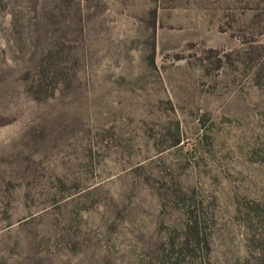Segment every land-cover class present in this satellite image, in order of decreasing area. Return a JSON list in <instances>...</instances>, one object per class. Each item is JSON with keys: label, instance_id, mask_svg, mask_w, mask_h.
Wrapping results in <instances>:
<instances>
[{"label": "rangeland", "instance_id": "374dc122", "mask_svg": "<svg viewBox=\"0 0 264 264\" xmlns=\"http://www.w3.org/2000/svg\"><path fill=\"white\" fill-rule=\"evenodd\" d=\"M0 264H264V0H0Z\"/></svg>", "mask_w": 264, "mask_h": 264}]
</instances>
